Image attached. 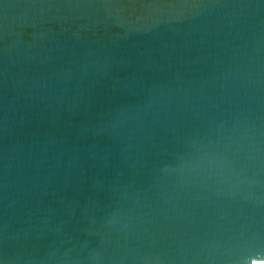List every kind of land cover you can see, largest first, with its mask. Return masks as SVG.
Masks as SVG:
<instances>
[{"label": "water", "instance_id": "1", "mask_svg": "<svg viewBox=\"0 0 264 264\" xmlns=\"http://www.w3.org/2000/svg\"><path fill=\"white\" fill-rule=\"evenodd\" d=\"M0 264H264V0H0Z\"/></svg>", "mask_w": 264, "mask_h": 264}]
</instances>
